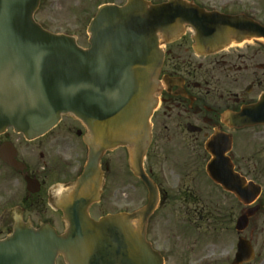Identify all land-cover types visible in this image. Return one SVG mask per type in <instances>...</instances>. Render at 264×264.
Here are the masks:
<instances>
[{"label": "water", "instance_id": "obj_1", "mask_svg": "<svg viewBox=\"0 0 264 264\" xmlns=\"http://www.w3.org/2000/svg\"><path fill=\"white\" fill-rule=\"evenodd\" d=\"M39 1L0 0V132L12 127L34 138L61 115L72 114L88 131L87 161L58 201L65 231L58 234L48 224L33 229L16 219L11 234L0 240V264H55L57 255L67 264H163L145 238L158 194L142 169L163 61L160 41L173 40L189 25L196 49L212 52L231 40H264V25L245 14L207 11L187 0H126L98 7L87 26L89 47L82 48L73 36L50 32L34 20ZM234 121H264V94L236 113ZM118 146L128 148L131 169L147 187V203L131 213L93 219L88 207L100 195V158ZM229 147L226 135L214 134L206 144L213 155L206 170L234 191L224 175L232 171L225 156ZM246 223L240 218L236 227ZM250 253L248 246H239L236 259H248Z\"/></svg>", "mask_w": 264, "mask_h": 264}, {"label": "flooded vegetation", "instance_id": "obj_2", "mask_svg": "<svg viewBox=\"0 0 264 264\" xmlns=\"http://www.w3.org/2000/svg\"><path fill=\"white\" fill-rule=\"evenodd\" d=\"M235 45L200 53L187 30L164 45L157 107L150 119L151 141L142 163L158 191V206L148 219L146 235L153 228L151 218L164 204L173 209L183 200L188 212L211 219L214 228L219 224L223 229L219 251L223 264L235 262L238 246H250L252 259L235 264H264V121L251 125L234 121L236 113L258 103L264 94V43H257L250 52H239ZM216 133L231 141L225 156L232 171L224 175L234 191L213 181L206 171L212 155L205 145ZM86 135L84 124L72 115L62 116L51 130L33 139L10 128L0 133V198L4 196L0 232L11 230L15 216L31 227L45 222L58 231L52 221L62 218L57 207L59 191L83 171ZM116 149L123 150L129 180L134 179L145 192L146 202V186L130 168L128 149ZM112 151L100 159L104 182L112 169L111 159L105 157ZM173 175L178 177L174 182ZM13 184L21 186L20 193L11 189ZM161 213L165 216L167 211ZM239 218L247 219L242 230L235 226ZM151 247L164 264L168 260L193 264L187 246Z\"/></svg>", "mask_w": 264, "mask_h": 264}, {"label": "rangeland", "instance_id": "obj_3", "mask_svg": "<svg viewBox=\"0 0 264 264\" xmlns=\"http://www.w3.org/2000/svg\"><path fill=\"white\" fill-rule=\"evenodd\" d=\"M157 3L163 0H149ZM206 9H214L227 13L244 12L264 23V0H192ZM125 0H40L35 11L34 18L44 28L55 32L72 35L81 47L88 46V33L86 31L90 18L96 12L97 6L102 3L122 4ZM191 31L187 29V35ZM257 47L254 40L245 41L234 46L239 52H250ZM105 158L111 159V172L104 185L100 202L91 208V215L97 217L105 213L119 211H132L145 202L143 192L134 179L129 180L125 168V159L122 149H116L106 154ZM172 182L178 179L171 178ZM135 187V188H133ZM201 187V185H199ZM11 189L21 192L19 184L11 185ZM4 198V196H3ZM0 198V203L3 201ZM171 208V204H164L161 211H167L162 215L156 212L151 218L152 227L149 228L148 239L154 246H187L193 253V264H223L220 261V241L223 234L221 226L213 224L210 220L200 218L198 213L188 212L187 202L181 200ZM191 208V203L188 204ZM0 206V212L2 210ZM58 231L63 230L60 218L52 221ZM1 230V227H0ZM9 231L2 229L0 237ZM56 264H62L60 258ZM166 264H181L174 260H168Z\"/></svg>", "mask_w": 264, "mask_h": 264}]
</instances>
